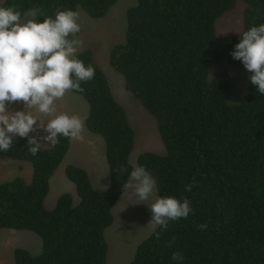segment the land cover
Wrapping results in <instances>:
<instances>
[{"label":"trees","instance_id":"1","mask_svg":"<svg viewBox=\"0 0 264 264\" xmlns=\"http://www.w3.org/2000/svg\"><path fill=\"white\" fill-rule=\"evenodd\" d=\"M117 0H0L22 13L37 9L39 19L58 9L80 7L89 17L107 15ZM236 0H137L126 12L125 40L109 52L111 67L124 87L155 118L163 154L143 151L137 157L155 179L158 196L190 202L187 218L157 227L136 248L129 264H264V95L249 82L240 103L229 104L230 75L209 79L211 67L226 58L240 37L218 36L216 20ZM244 31L264 23V0H243ZM95 75L81 82L88 103L89 132L105 144L109 184L97 190L88 171L67 164L79 201L62 193L52 209L45 207L50 179L65 158L71 140L41 147L36 156L26 139L17 138L0 156L31 164V179L16 176L0 182V229L30 230L42 239V251L13 250L14 264H106L104 232L112 209L123 195L131 170L136 134L124 107L115 99L109 80L91 49L76 53ZM124 169V171H121ZM195 181L191 191L185 185ZM204 224L200 229L198 225ZM159 233L157 236L156 233Z\"/></svg>","mask_w":264,"mask_h":264},{"label":"clouds","instance_id":"2","mask_svg":"<svg viewBox=\"0 0 264 264\" xmlns=\"http://www.w3.org/2000/svg\"><path fill=\"white\" fill-rule=\"evenodd\" d=\"M78 16L76 10L58 9L39 19L37 9L22 13L12 6H0V153L8 152L17 138H27L32 156L40 151L41 140L55 145L58 137L81 138L83 118L58 112L56 103L66 92H82L81 82L95 75L93 66L76 56L79 41L69 38L80 31ZM231 56L242 63L250 73L249 81L264 95V23L241 32ZM14 103L23 107L13 110L9 106ZM37 129L45 133L41 139L29 135ZM194 184H186L185 191H191ZM155 185L143 166L132 165L122 189L131 190L137 204L154 197L150 204L145 203L151 213L148 224L162 231L170 221L187 218L191 207L187 199L156 195ZM171 259L183 264L184 257L173 252Z\"/></svg>","mask_w":264,"mask_h":264},{"label":"rangeland","instance_id":"3","mask_svg":"<svg viewBox=\"0 0 264 264\" xmlns=\"http://www.w3.org/2000/svg\"><path fill=\"white\" fill-rule=\"evenodd\" d=\"M136 3L137 0H117L106 16L97 19L89 17L79 7L77 11L79 13L80 31L69 38L79 41L76 53L84 49L93 51L96 63L109 80L115 99L124 107L127 119L136 134L135 147L130 155V162L132 165L138 166L137 157L141 152L149 150L163 154L165 148L156 128L155 118L136 97L125 89L122 75L115 71L109 63L111 48L125 40L126 12ZM246 6L245 1L236 0L234 6L216 20V34L218 36L240 37L241 32L244 31ZM222 72L228 73L231 78L228 103H240L248 92L250 73L243 66L233 65L226 58H222L211 67L209 79H213ZM60 101H63V103H60L61 106L64 105L66 109L68 108L69 114H76L83 118L82 142L86 144L89 139L95 141V149L93 148L94 152H92V148L86 144L79 153L74 152L73 147L67 152L57 171L50 179L49 193L45 198L47 209H52L56 205L59 196L64 192L72 194L74 204L79 201L75 184L65 174L67 164L85 166L97 190L105 189L109 182L104 141L100 135L89 132L85 126V120L89 112L87 101L81 95L71 92H66ZM9 107L16 110L21 109L23 105L14 103ZM32 133L36 135L37 139L43 137V135L39 136L41 131H33ZM51 146V144L41 140V147ZM3 158L6 160V170L0 172V182L16 176L25 177L19 170V164L24 163L31 166L27 161L21 162L8 157ZM97 174L100 177L103 176V178L96 180ZM26 179L29 180V178ZM155 194L158 195L156 185ZM152 199L154 197L144 203L137 204L131 190H125L114 205L112 209L114 221L104 232L107 242L106 264H129L132 261L139 243L153 231L152 226L148 224L151 213L145 204H150ZM16 247L26 248L32 254L37 255L42 251V239L30 230L0 229L1 264H14L13 250Z\"/></svg>","mask_w":264,"mask_h":264},{"label":"crops","instance_id":"4","mask_svg":"<svg viewBox=\"0 0 264 264\" xmlns=\"http://www.w3.org/2000/svg\"><path fill=\"white\" fill-rule=\"evenodd\" d=\"M57 103V109H58V112H66L67 111V113H68V108L66 109L65 107H64V105H60V103H63V101H57L56 102ZM41 119H44V118H41ZM37 132L38 131H41V134H39V136L40 135H45V133L42 131V129H37L36 130ZM30 136H34V137H36V135L35 134H33L32 132L29 134ZM82 138V137H81ZM79 139V140H71V143H70V147H69V150L73 147V151L74 152H76V153H79V152H81L82 151V147L83 146H85L86 144L87 145H89L91 148H92V152H94L93 150L95 149L94 148V146H95V141H93V140H91V139H89V140H87V143L85 144L84 142H82V139ZM104 146H105V144H104ZM94 148V149H93ZM105 149V148H104ZM68 150V151H69ZM3 157H6V156H0V172H5V170H6V160H5V158H3ZM21 162H24V161H21ZM107 162V161H106ZM78 165V164H77ZM79 166H81V167H84L86 170H87V168L85 167V166H83V165H79ZM107 166H108V164H107ZM19 170L25 175V180L26 181H29L30 179H31V174H32V167L31 166H28L27 164H24V163H21V164H19ZM88 171V170H87ZM108 173H109V171H108ZM88 174H89V171H88ZM89 177H90V174H89ZM26 178H29V180H27ZM102 179L103 178V176H99L98 174L96 175V180H99V179ZM90 179H91V177H90ZM91 181H92V179H91ZM92 184H93V186H94V183H93V181H92ZM108 184H109V182H108ZM108 186V185H107ZM95 187V186H94ZM104 190V189H103ZM2 263V261H0V264Z\"/></svg>","mask_w":264,"mask_h":264}]
</instances>
